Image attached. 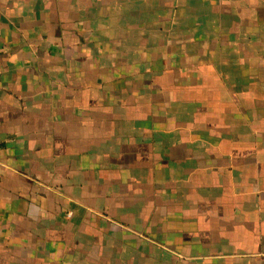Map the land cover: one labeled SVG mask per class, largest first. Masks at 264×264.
I'll return each mask as SVG.
<instances>
[{"label":"crops","instance_id":"obj_1","mask_svg":"<svg viewBox=\"0 0 264 264\" xmlns=\"http://www.w3.org/2000/svg\"><path fill=\"white\" fill-rule=\"evenodd\" d=\"M0 264H264V0H0Z\"/></svg>","mask_w":264,"mask_h":264}]
</instances>
